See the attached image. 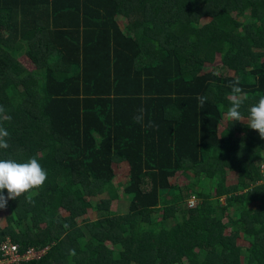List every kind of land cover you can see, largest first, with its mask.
Returning a JSON list of instances; mask_svg holds the SVG:
<instances>
[{
  "label": "trees",
  "instance_id": "16d2710c",
  "mask_svg": "<svg viewBox=\"0 0 264 264\" xmlns=\"http://www.w3.org/2000/svg\"><path fill=\"white\" fill-rule=\"evenodd\" d=\"M20 54L33 70L14 67ZM237 80L248 119L264 96V0H0V159L47 171L0 209V246L47 250L5 264H264V139L241 121L218 131Z\"/></svg>",
  "mask_w": 264,
  "mask_h": 264
},
{
  "label": "clouds",
  "instance_id": "9594fccd",
  "mask_svg": "<svg viewBox=\"0 0 264 264\" xmlns=\"http://www.w3.org/2000/svg\"><path fill=\"white\" fill-rule=\"evenodd\" d=\"M238 85V80L230 85L232 95L230 97V107L226 112V118L229 121H244L240 109L247 99V94ZM196 99L198 107L203 108L207 97L197 96ZM6 112L7 109L3 105H0V122L5 119L11 120V117L7 116ZM138 112L140 114L135 116L134 120L137 123H141L143 121L144 109L141 108ZM247 123L248 127L258 131L260 137L264 139V96L260 97L258 103L250 107ZM8 138H10L9 131L0 123V149H7L9 147ZM46 180L47 171L35 157L30 158L24 163H18L12 159H0V209L7 207L8 200L17 199L21 195L42 187ZM5 190H7V196L3 194ZM193 199L194 197L187 199L188 203L193 201ZM38 250H43L44 254L47 247Z\"/></svg>",
  "mask_w": 264,
  "mask_h": 264
},
{
  "label": "rangeland",
  "instance_id": "374dc122",
  "mask_svg": "<svg viewBox=\"0 0 264 264\" xmlns=\"http://www.w3.org/2000/svg\"><path fill=\"white\" fill-rule=\"evenodd\" d=\"M248 17V14L245 13V15H243L240 19L241 21H245L246 18ZM118 25L120 27V29L126 33V29H125V25H126V21L123 18H118ZM208 21V19H202L200 22L201 23H206ZM216 62L218 63V57L216 59ZM17 65H21L24 68H26L27 70H33L34 67L31 64L30 60L26 57L25 54H20L17 56L16 59V64L14 65V67H16ZM213 66L212 65H204L202 72H208L211 70ZM228 75L229 76H233L234 72L232 69H229L228 71ZM226 116L224 117V119L221 121L219 127H218V131L221 132V130H223L226 126L227 120L225 119ZM247 120L241 121L243 123H247ZM113 170H114V174H115V178H114V184H124L126 182V177L128 176V166L126 165V163H121L118 165H113ZM261 172L263 174V182H264V165L261 166ZM236 179V173L235 172H228V176H227V180H226V184L230 185L233 184L234 181ZM170 183L172 185H176L178 186L180 189L184 190V194L189 193L190 191L186 188V186L188 185V180L183 176V175H178L175 178H171ZM206 181V180H204ZM209 187H212V182L210 183ZM208 186H203L199 189L200 193L203 195L206 194H211L213 191V188H209ZM187 190V191H186ZM212 191V192H211ZM212 197H214L213 194H211ZM167 198L170 200L172 197L171 195H168ZM198 199V198H197ZM200 199V198H199ZM199 199L196 200L198 202H195L194 199L193 201H190L188 204H197L199 203ZM186 200V199H185ZM214 200L215 198H211L210 202H212V208L215 209L217 215L219 216V210L216 208V205L214 204ZM95 201V200H94ZM220 202L223 203L224 200L223 198L220 199ZM187 202L183 203V205L181 206L182 208H186L188 206ZM113 208L115 206V204H112ZM232 216H235V211H231ZM7 213L5 211H0V228H3L6 225V218ZM227 214H224L221 216L222 222L223 224H226L227 218H226ZM86 218L88 220H94L95 219V212L93 209H88L86 212V215L83 217ZM82 218H78L77 222L79 223L81 221ZM31 221L33 222V224H36L35 220L33 218H31ZM231 231L230 226L225 227L224 231H223V235H229ZM236 245H238L239 247H241L242 253L244 252V248H246L248 246V242L243 238V235L241 234L239 237L236 238L235 240ZM109 248L112 249V251L114 252V256L117 257L118 253L116 251V249L114 247L108 246ZM184 264H187V262L184 260L183 261Z\"/></svg>",
  "mask_w": 264,
  "mask_h": 264
},
{
  "label": "built area",
  "instance_id": "2783aa9c",
  "mask_svg": "<svg viewBox=\"0 0 264 264\" xmlns=\"http://www.w3.org/2000/svg\"><path fill=\"white\" fill-rule=\"evenodd\" d=\"M0 251L2 252V260H0V264L20 263L32 258H39L43 254V250H36L34 248H29L25 253L19 254L17 246L9 240L2 243Z\"/></svg>",
  "mask_w": 264,
  "mask_h": 264
},
{
  "label": "crops",
  "instance_id": "0c3cea01",
  "mask_svg": "<svg viewBox=\"0 0 264 264\" xmlns=\"http://www.w3.org/2000/svg\"><path fill=\"white\" fill-rule=\"evenodd\" d=\"M225 117V116H224ZM224 119V118H223ZM227 121H228V119L227 118H225ZM244 120H247V118H244ZM227 124V123H226ZM222 131V130H221Z\"/></svg>",
  "mask_w": 264,
  "mask_h": 264
}]
</instances>
